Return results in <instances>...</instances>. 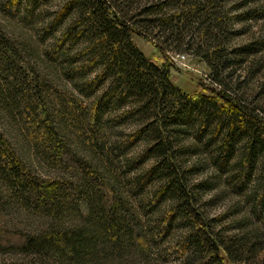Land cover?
I'll return each mask as SVG.
<instances>
[{
	"label": "trees",
	"instance_id": "16d2710c",
	"mask_svg": "<svg viewBox=\"0 0 264 264\" xmlns=\"http://www.w3.org/2000/svg\"><path fill=\"white\" fill-rule=\"evenodd\" d=\"M172 54L207 65L208 94ZM13 208L40 223H0V264H264V0H0Z\"/></svg>",
	"mask_w": 264,
	"mask_h": 264
},
{
	"label": "rangeland",
	"instance_id": "374dc122",
	"mask_svg": "<svg viewBox=\"0 0 264 264\" xmlns=\"http://www.w3.org/2000/svg\"><path fill=\"white\" fill-rule=\"evenodd\" d=\"M133 40L145 56L153 58L160 63L163 61L157 48L151 41L141 35H134ZM170 57L174 62V67L171 70V74L172 80L176 85L189 94H195L197 92L208 94L207 87L212 86L209 77L210 70L201 59L194 56H186L185 59H182L177 58V55L175 54H172ZM13 131H15V129H13ZM14 136L16 137L14 139L18 141L20 147L23 146L27 159H29L31 163L35 164V166L38 167V169H40L44 175L48 174L50 176H55L57 174V172H54V170L40 165L33 155V152L29 148V145H27L21 135L15 133ZM58 173L62 174L63 172ZM0 223L13 228L27 229V227L30 226H37L40 223V220L33 216H29L24 212H17L13 208V210H8L6 212L0 211ZM5 257L11 258L14 256L11 255ZM226 264L231 263L227 261Z\"/></svg>",
	"mask_w": 264,
	"mask_h": 264
},
{
	"label": "built area",
	"instance_id": "2783aa9c",
	"mask_svg": "<svg viewBox=\"0 0 264 264\" xmlns=\"http://www.w3.org/2000/svg\"><path fill=\"white\" fill-rule=\"evenodd\" d=\"M177 58H182V59H185V58H186V56H184V55H177Z\"/></svg>",
	"mask_w": 264,
	"mask_h": 264
}]
</instances>
